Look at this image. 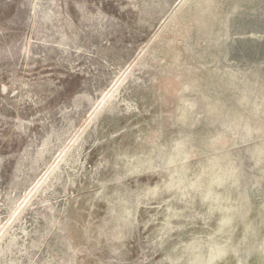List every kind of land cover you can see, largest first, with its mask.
<instances>
[{"label": "rangeland", "instance_id": "rangeland-1", "mask_svg": "<svg viewBox=\"0 0 264 264\" xmlns=\"http://www.w3.org/2000/svg\"><path fill=\"white\" fill-rule=\"evenodd\" d=\"M0 264H264V0H0Z\"/></svg>", "mask_w": 264, "mask_h": 264}]
</instances>
